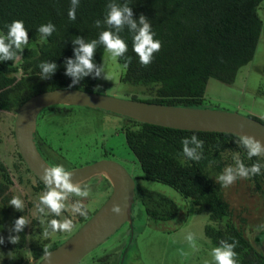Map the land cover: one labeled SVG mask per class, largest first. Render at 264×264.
<instances>
[{
  "label": "trees",
  "instance_id": "trees-1",
  "mask_svg": "<svg viewBox=\"0 0 264 264\" xmlns=\"http://www.w3.org/2000/svg\"><path fill=\"white\" fill-rule=\"evenodd\" d=\"M260 1L79 0L76 19L71 20L68 16L71 0H0V36H6L7 26L19 20L23 21L29 37L28 45L17 53L13 61H0V111L14 115L25 99L44 90L58 87L90 90L96 80L93 79L94 74L70 87L72 78L65 75V61L75 58L77 45L72 42L75 37L90 42L98 40L102 31H115L103 23L109 3H128L137 22L143 14L155 33L154 39L162 44L151 64L142 66L133 51L134 33L125 25L119 36L128 45L126 56L131 57V63L125 67V61L117 58L123 67L120 82L142 88L144 101L201 107L209 78L231 84L238 69L252 59L262 27L257 13ZM97 20L102 22L99 28L95 24ZM49 22L55 25L56 30L50 37L42 38L37 29ZM104 49L103 45L97 44L93 58L97 67ZM42 62H55L58 66L49 79L40 78L39 65ZM128 98L138 99L134 94ZM125 118L128 124L122 133L127 148L139 165L141 178L165 184L182 197L189 198L196 211L206 215L208 223L204 226V235L215 247L220 246L221 240L228 243L238 241L234 249L237 264H264V254L253 248L245 236V220L238 215L232 217V210L224 198V187L216 182L226 167H235L237 157L248 167L257 161L264 164V157L249 159L246 150L238 143L240 136L232 133L177 129ZM193 134L204 142L199 161L182 155L181 141ZM16 155L15 172L29 173L35 181L34 189L42 193L47 191L45 185L27 169L18 151ZM12 176L0 160L1 209L11 207L8 203L14 197L10 189L14 184ZM245 180L255 193H264V168L259 175ZM78 199L70 196L71 204ZM141 203L145 214L152 219H170L178 211L177 205L163 196L150 207L142 199ZM47 211L45 209V213ZM94 211L88 209L87 216L62 213L73 221V231ZM39 217L44 218L49 231L52 230L48 221L60 219L53 214L42 216L36 209L33 216L29 215L31 225ZM17 218L18 214L11 219V229ZM61 232L54 233L60 235ZM12 233L19 235L20 239L14 244V251L18 254L10 264H36L45 249L49 251L60 243L48 244L46 238L29 240V232L24 229L20 233ZM109 257L110 254H105L93 264H107Z\"/></svg>",
  "mask_w": 264,
  "mask_h": 264
},
{
  "label": "rangeland",
  "instance_id": "rangeland-1",
  "mask_svg": "<svg viewBox=\"0 0 264 264\" xmlns=\"http://www.w3.org/2000/svg\"><path fill=\"white\" fill-rule=\"evenodd\" d=\"M257 13L262 27L252 59L238 69L231 84L209 78L201 107L235 111L264 123V0L260 1ZM101 66H105L111 80L103 79L105 73L102 72L89 91L116 97L128 98L134 94L140 100L145 98L139 86L120 82L123 67L106 49L101 57ZM13 118L11 113L0 111V160L13 175L14 184L10 189L14 196L24 201L25 209L21 212L12 206L0 208V236L4 237V243L0 244V264H10L18 254L14 251V244L8 240L13 235L11 219L18 214L19 217L26 216L30 222L29 215L36 213V203H39V197L43 194L34 189L35 181L29 173L15 172L17 148L12 133ZM127 124L125 116L79 105H69L66 112L43 108L37 114L34 136L39 135L40 141L58 159L56 164H50L51 167L62 165L65 169H71L99 159H109L122 165L136 184L137 196L131 207V227L127 223L122 224L77 264L96 263L99 257L108 253L111 254L109 264H214L212 250L215 246L204 235V226L208 223L206 215L198 213L189 198L182 197L171 187L141 178L139 165L127 148L122 133ZM104 178L94 176L81 183L82 187L87 184L91 188L89 197L83 200L90 211L96 210L109 192V184ZM223 194L232 210V217L238 215L245 220L244 233L250 244L264 254V228L260 227L264 225V193H255L249 182L238 178L233 185L223 188ZM160 196L177 205L178 211L170 219H152L143 210L141 199L150 207ZM66 203L69 208L65 212L71 216L70 196ZM41 218L34 225L30 222L25 226L29 240L46 238L48 244L61 243L72 233L61 232L58 235L49 231L46 221L43 218L41 222ZM64 219L66 215L62 213L59 220ZM188 233L194 235L195 247L185 239Z\"/></svg>",
  "mask_w": 264,
  "mask_h": 264
},
{
  "label": "water",
  "instance_id": "water-1",
  "mask_svg": "<svg viewBox=\"0 0 264 264\" xmlns=\"http://www.w3.org/2000/svg\"><path fill=\"white\" fill-rule=\"evenodd\" d=\"M79 105L100 108L127 118L185 130L227 132L249 135L264 144V123L235 111L207 107L148 102L116 97L77 88L44 90L25 99L13 118V138L27 169L44 185L42 170L51 167L39 154L34 143L36 117L41 109L52 105ZM74 183L94 176H104L111 186L105 201L64 241L47 251L36 264H77L90 250L112 235L122 224H131L134 202V178L119 163L109 159L67 169ZM118 203L121 215L110 211Z\"/></svg>",
  "mask_w": 264,
  "mask_h": 264
},
{
  "label": "clouds",
  "instance_id": "clouds-1",
  "mask_svg": "<svg viewBox=\"0 0 264 264\" xmlns=\"http://www.w3.org/2000/svg\"><path fill=\"white\" fill-rule=\"evenodd\" d=\"M78 6L79 0H71V8L68 12L71 20L76 19V9ZM106 7L107 14L103 23L108 25L109 29H114L115 31H102L98 40H92L90 42H85L79 36L73 39V44L77 45L74 48L75 58L65 61V75L72 78L70 87L75 86L91 74H94L93 79L99 78L102 72L105 73L103 79L111 80L105 66L97 67L94 63L93 58L98 43L103 45L113 58L123 59L125 61V67L131 63V57L126 56L128 45L119 36V33L123 31L125 25H128L130 31L134 33L133 51L139 57V63L142 66L146 67L150 65L154 59V54L159 52L162 47L161 42L154 39L155 33L152 31L148 19L141 14L138 22L134 20L132 8L128 6V3H124L123 5L109 3ZM101 23L100 20H97L95 22L96 27L99 28ZM7 27L8 32L6 36H0V61H13L17 53H21L29 43L28 31L24 27L23 21H13ZM55 30V25L50 22L46 25H41L37 29L42 38L50 37ZM39 67L41 69L40 78L49 79L56 72L58 66L55 62H42ZM181 143L182 155L184 157L192 161L202 159L204 142L197 135L193 134L190 138H184ZM238 143L246 150L249 159L252 157H264V144L255 137L240 135ZM262 168H264V164L259 161L252 164L251 167H248L237 157L235 167H226L216 178V182L223 187H228L233 185L238 178L248 179L252 176L259 175ZM42 180L45 183L47 191L39 197V206L37 207L39 214L42 216L47 214H53L56 217L61 216L62 212L69 208V205L66 203L68 197L74 195L81 199H78L71 205V211L80 216L88 215L87 206L83 203V200L88 198L91 192V188L87 184H84L82 187L80 182L74 183L72 181V173L67 171L62 165L45 167L42 170ZM8 204L17 211L22 212L25 209L24 201L17 196L12 197ZM45 209L48 210L47 213H45ZM110 211L115 215H121L123 208L120 204L114 203ZM41 222H43V218H41ZM29 223L26 216H20L15 220L11 231L20 233ZM48 227L53 232H69L73 228V221L67 218L62 221L52 219L48 221ZM260 227L264 228V225ZM47 234L48 232L45 231V235ZM19 239V235H10L8 237L9 242L13 244L19 243ZM185 239L192 247H195V237L192 233H188ZM3 243L4 237L0 236V244ZM237 244L238 241L228 243L225 240H221L220 246L212 250L214 264H237V253L234 251ZM44 251L46 256H50L46 249Z\"/></svg>",
  "mask_w": 264,
  "mask_h": 264
},
{
  "label": "flooded vegetation",
  "instance_id": "flooded-vegetation-1",
  "mask_svg": "<svg viewBox=\"0 0 264 264\" xmlns=\"http://www.w3.org/2000/svg\"><path fill=\"white\" fill-rule=\"evenodd\" d=\"M67 105H52V107L51 106H49V108H47V109H49V110H54V111H57V112H59V111H62V112H66L67 111ZM34 143H35V146H36V148H37V150H38V152H39V154L42 156V158L50 165L51 163H57L58 162V159L57 158H55L53 155H52V152H51V150L47 147V146H45L44 145V143L42 142V141H40V137H39V135L38 136H34ZM67 170V169H66ZM104 180L107 182V184H109V182L106 180V178H104ZM135 181H134V201H135V199H136V196H137V191H136V187H135ZM110 191H111V186H110V184H109V192H107L104 196H105V198H107V196L109 195V193H110ZM39 206V204H37V207ZM128 225V227H131V224H127ZM78 228V227H77ZM76 228V229H77ZM76 229H73V231L72 232H74ZM108 254H110V253H108ZM110 256H111V254H110ZM110 258V257H109ZM110 263V259H108V263L107 264H109Z\"/></svg>",
  "mask_w": 264,
  "mask_h": 264
}]
</instances>
